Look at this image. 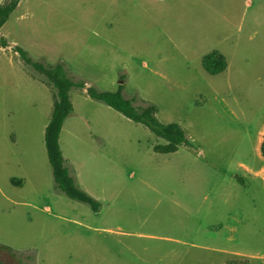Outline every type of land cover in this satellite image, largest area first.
I'll use <instances>...</instances> for the list:
<instances>
[{"label": "rangeland", "instance_id": "obj_1", "mask_svg": "<svg viewBox=\"0 0 264 264\" xmlns=\"http://www.w3.org/2000/svg\"><path fill=\"white\" fill-rule=\"evenodd\" d=\"M1 34L88 86L124 83L192 142L158 154L164 139L73 89L61 147L95 212L56 187V90L1 52L2 262L264 264V0H22ZM213 51L229 65L215 76Z\"/></svg>", "mask_w": 264, "mask_h": 264}, {"label": "trees", "instance_id": "obj_2", "mask_svg": "<svg viewBox=\"0 0 264 264\" xmlns=\"http://www.w3.org/2000/svg\"><path fill=\"white\" fill-rule=\"evenodd\" d=\"M22 0H5L0 5V50L13 48L22 61L31 66L36 72L43 75L50 87L56 90V101L53 112L45 133V144L49 161L53 169V175L57 189L74 201L89 205L93 211L99 212L102 208L100 201L82 190L64 157L61 147V134L67 119L74 112V104L71 92L73 89H86L89 97L95 101L102 102L115 111L124 115L127 119L147 127L157 137L164 139L166 144H158L154 151L158 154L169 155L179 151L180 147L192 146V142L184 128L178 123H163L158 118V108L155 104L144 101L138 104V98H127L124 95V83L117 91L100 90L95 86H88L84 80H76L65 65H50L43 61L34 60L28 51L21 46H13L7 38L2 36L3 27L9 22L12 15L17 11ZM205 70L210 75H219L228 69L226 56L220 51H213L203 59ZM264 156V143L262 146ZM13 184L22 186L24 181L12 180ZM10 251L12 248L0 245ZM0 264H5L0 260Z\"/></svg>", "mask_w": 264, "mask_h": 264}, {"label": "crops", "instance_id": "obj_3", "mask_svg": "<svg viewBox=\"0 0 264 264\" xmlns=\"http://www.w3.org/2000/svg\"><path fill=\"white\" fill-rule=\"evenodd\" d=\"M7 50H10V48H8V49H2V50H0V53L2 52H4V51H7Z\"/></svg>", "mask_w": 264, "mask_h": 264}]
</instances>
